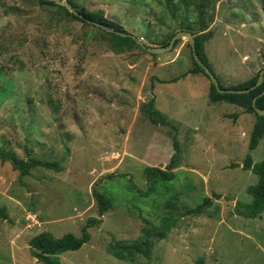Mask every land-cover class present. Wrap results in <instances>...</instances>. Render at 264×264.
<instances>
[{"label": "rangeland", "instance_id": "rangeland-1", "mask_svg": "<svg viewBox=\"0 0 264 264\" xmlns=\"http://www.w3.org/2000/svg\"><path fill=\"white\" fill-rule=\"evenodd\" d=\"M66 1L102 12L145 46L165 47L182 31L166 0ZM212 14L202 56L220 86L236 90L264 68V0H212ZM99 29L107 31L38 0H0V147L62 167L22 176L0 159V264H44L29 244L42 232L80 238L99 218L93 188L112 206L88 242L57 256L60 264H264V213L235 211L252 203L248 188L259 181L246 157L264 161V138L249 149L256 114L210 100V80L188 73L187 38L165 54H119ZM173 156L171 180L146 173L166 171ZM206 198L213 201L201 215L185 214ZM167 220L165 238L151 237L146 253L122 251Z\"/></svg>", "mask_w": 264, "mask_h": 264}, {"label": "trees", "instance_id": "trees-1", "mask_svg": "<svg viewBox=\"0 0 264 264\" xmlns=\"http://www.w3.org/2000/svg\"><path fill=\"white\" fill-rule=\"evenodd\" d=\"M42 6L54 7L59 10V12L64 13L66 15L71 16L73 19L83 22L87 24L86 20L80 18L72 14L65 6L57 4L52 1L47 0H38ZM182 0H166V10L169 14L173 15V19L178 18L179 13H181V20L179 23L180 30H187L192 33L196 52L198 54L199 59L202 63L210 69L208 66L205 57L203 54V46L207 39L210 38L211 32L208 31L210 25L214 22V15L207 19V8L211 5L212 0H198L197 2H188L181 6V8H177L178 3H181ZM162 2V1H161ZM72 5L77 9V5L71 1ZM194 5V6H193ZM78 11V9H77ZM82 14L86 19H89L95 23H99L106 27L114 28L118 31H123L120 26H118L113 21L107 19L102 12L90 13L86 12L84 9L78 11ZM100 31H103L99 29ZM106 33L111 41V49L116 53H124L125 51H131L133 48L142 47L137 44V42L130 37H121L116 35L115 33H111L108 31H103ZM175 35V34H174ZM174 35H170L169 39L163 41L161 45L168 46L171 42V39ZM179 41H176L174 44V48L177 46ZM191 48V47H190ZM193 56V55H192ZM193 58V57H192ZM194 68L189 70L188 73H204V75L209 79V77L205 74V71L199 64L194 60ZM264 69V68H263ZM262 69V70H263ZM261 72V71H260ZM260 72L251 80L246 81L240 85H238L236 90H250L249 93L245 94H221L217 91L214 84L211 83L210 90V100L212 102H228L230 104L238 105L242 107L247 113H255L257 117V122L254 125V129L251 134L249 149L250 151L255 150L260 142L261 138H264V116H260L256 110H264V95L260 96L264 92V79L263 82L257 86V83L260 78ZM210 80V79H209ZM175 81V80H173ZM221 88L226 89L221 86ZM257 98L254 107V99ZM149 108L154 107V102H150ZM176 147V143H175ZM177 148V147H176ZM0 159L4 161H8L11 163L12 167L19 171L22 176H27L31 169L42 167L45 169L55 170L57 172L62 170V167L57 162H48L41 161L37 159H31L29 161H24L16 157L14 153H11L4 148L0 147ZM177 156H173L170 164L167 166V170H162L159 168H149L146 173L150 176L155 175V178H159L161 180H171L173 178V170L176 169L177 165ZM244 169L251 170L255 175L259 177V181L257 185L251 186L248 188V193L252 195L253 201L250 204H245L242 202L236 203V214L245 218L257 219L262 216L264 213V161L259 163H254L252 157L248 155L245 160ZM113 175V174H112ZM112 175H107V177H112ZM93 196L96 199L98 205V213L99 218H90L87 220L86 224H84L82 228V236L80 238L76 237L72 233L65 234L60 238L54 237L51 233L42 232L30 240L31 254L38 260V262H43L44 264H60L57 256L64 254L69 251H77L79 250L86 242L90 239V234L88 229L91 227L98 225L101 222V219L104 214L111 208L112 204L110 199L98 189L93 188ZM216 199L219 200L220 196H216ZM212 198H206L202 204L198 205L193 209H187L185 211L186 215H201L205 209H207L212 204ZM0 217L6 218L7 215L3 208H0ZM164 228L166 231L170 230V221L167 220L163 223V230L157 232H145V241L143 243H135L131 246L122 247V251H126L127 255L132 256L133 254H144L146 250L142 247L143 244L149 246L151 245L150 239L155 236L156 238L162 240L165 238L166 234L164 232ZM115 256L124 259L125 255L121 252H116ZM202 264V262H200Z\"/></svg>", "mask_w": 264, "mask_h": 264}, {"label": "water", "instance_id": "water-1", "mask_svg": "<svg viewBox=\"0 0 264 264\" xmlns=\"http://www.w3.org/2000/svg\"><path fill=\"white\" fill-rule=\"evenodd\" d=\"M47 1H52V2H55L57 4H60V5H63L65 6L72 14L76 15V16H79L80 18L86 20V22L90 23V24H94L96 25L97 27L99 28H102L104 30H107L108 32H111V33H115L116 35L118 36H121V37H130V38H133L137 44H139V46H141L146 52L150 53V54H165L167 52H170L173 48H174V44L176 41H179L181 40L182 38H187L188 39V43H189V46L191 47V50H192V55H193V58L194 60L199 64L200 67H202L205 71V74L209 77L210 81L214 84V86L216 87L217 91L221 94H245V93H249L250 90H227V89H223L221 88L217 78L214 76V74L211 72V70L209 68H207L203 63L202 61L199 59L198 57V54L196 52V46H195V40H194V37L192 35L191 32L185 30V31H181L177 34H175L173 36V38L171 39V42L168 46H165V47H149V46H145V44L143 43V41L139 38H137L136 36L130 34V33H127V32H124V31H118V30H115L114 28H110V27H106L104 25H101L99 23H95L89 19H86L82 14H80L75 7H73L69 2H67L66 0H47ZM263 79H264V69L261 70L260 72V78H259V81L257 83V86H259L262 82H263ZM264 95V92L262 94H260V96ZM258 97H256L254 99V107L256 108L255 106V103H256V100H257ZM257 112L260 116H264V110H259L257 109Z\"/></svg>", "mask_w": 264, "mask_h": 264}]
</instances>
